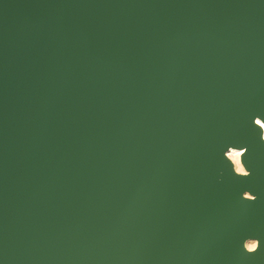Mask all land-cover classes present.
I'll use <instances>...</instances> for the list:
<instances>
[{"label": "water", "instance_id": "obj_1", "mask_svg": "<svg viewBox=\"0 0 264 264\" xmlns=\"http://www.w3.org/2000/svg\"><path fill=\"white\" fill-rule=\"evenodd\" d=\"M262 126L264 0H0V264H264Z\"/></svg>", "mask_w": 264, "mask_h": 264}, {"label": "clouds", "instance_id": "obj_2", "mask_svg": "<svg viewBox=\"0 0 264 264\" xmlns=\"http://www.w3.org/2000/svg\"><path fill=\"white\" fill-rule=\"evenodd\" d=\"M264 127V126H262ZM264 142V141H262ZM245 151V149L243 150ZM242 151H233L230 153V157L232 159V161L235 163V171L237 174H242V175H248V173H244V170L240 167V163H239V160H240V156L242 155ZM250 199L251 198H254V197H249ZM254 249H250V251H253Z\"/></svg>", "mask_w": 264, "mask_h": 264}, {"label": "snow or ice", "instance_id": "obj_3", "mask_svg": "<svg viewBox=\"0 0 264 264\" xmlns=\"http://www.w3.org/2000/svg\"><path fill=\"white\" fill-rule=\"evenodd\" d=\"M258 125L260 124V121H257L256 122ZM245 149V152L247 153V151H248V149L247 148H244ZM252 176V172H250L249 171V173H248V175L247 176H245L244 178H249V177H251ZM249 200H250V202H255L256 201V199H257V197H254V198H248ZM257 252H259L260 253V258L262 259V260H264V249H262L261 247H260V244H258L257 246H256V248H255V250L254 251H252V252H250V253H247V254H256Z\"/></svg>", "mask_w": 264, "mask_h": 264}, {"label": "bare ground", "instance_id": "obj_4", "mask_svg": "<svg viewBox=\"0 0 264 264\" xmlns=\"http://www.w3.org/2000/svg\"><path fill=\"white\" fill-rule=\"evenodd\" d=\"M260 124H261V123H260ZM263 138H264V131H263ZM233 151H241V150H234V149H231V150H229V152H228V154H227L228 159L231 161V163L233 164L234 169H235V167H236V166H235V163L232 161V159H231V157H230V153L233 152ZM242 153H243V151H242ZM240 157H241V156H240ZM239 163H240V160H239ZM240 167L243 169L241 163H240ZM243 170H244V169H243ZM244 173H245V171H244ZM255 246H256V243H255L254 241H248V242L246 243V247H247L248 250H250V249H254Z\"/></svg>", "mask_w": 264, "mask_h": 264}]
</instances>
